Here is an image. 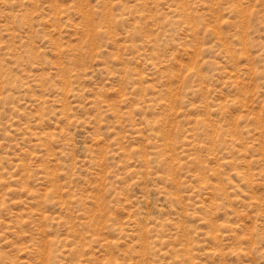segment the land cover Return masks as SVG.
<instances>
[{"label":"rangeland","instance_id":"rangeland-1","mask_svg":"<svg viewBox=\"0 0 264 264\" xmlns=\"http://www.w3.org/2000/svg\"><path fill=\"white\" fill-rule=\"evenodd\" d=\"M0 264H264V0H0Z\"/></svg>","mask_w":264,"mask_h":264}]
</instances>
